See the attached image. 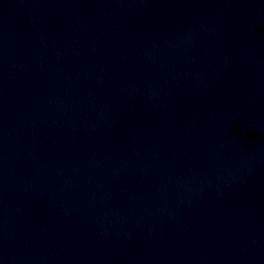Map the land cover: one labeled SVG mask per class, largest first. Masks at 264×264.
Wrapping results in <instances>:
<instances>
[{"label": "water", "instance_id": "95a60500", "mask_svg": "<svg viewBox=\"0 0 264 264\" xmlns=\"http://www.w3.org/2000/svg\"><path fill=\"white\" fill-rule=\"evenodd\" d=\"M0 264H264V0H0Z\"/></svg>", "mask_w": 264, "mask_h": 264}]
</instances>
